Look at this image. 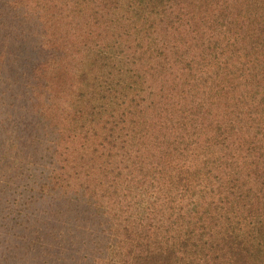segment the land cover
I'll return each instance as SVG.
<instances>
[{
  "label": "trees",
  "instance_id": "trees-1",
  "mask_svg": "<svg viewBox=\"0 0 264 264\" xmlns=\"http://www.w3.org/2000/svg\"><path fill=\"white\" fill-rule=\"evenodd\" d=\"M0 264H264V0H0Z\"/></svg>",
  "mask_w": 264,
  "mask_h": 264
},
{
  "label": "rangeland",
  "instance_id": "rangeland-1",
  "mask_svg": "<svg viewBox=\"0 0 264 264\" xmlns=\"http://www.w3.org/2000/svg\"><path fill=\"white\" fill-rule=\"evenodd\" d=\"M243 116H244V114H243Z\"/></svg>",
  "mask_w": 264,
  "mask_h": 264
}]
</instances>
